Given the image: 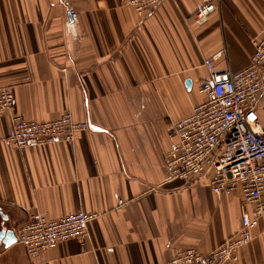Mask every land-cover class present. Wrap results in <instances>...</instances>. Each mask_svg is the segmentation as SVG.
<instances>
[{
	"label": "crops",
	"instance_id": "1",
	"mask_svg": "<svg viewBox=\"0 0 264 264\" xmlns=\"http://www.w3.org/2000/svg\"><path fill=\"white\" fill-rule=\"evenodd\" d=\"M200 5L161 0L140 17L128 0H0V86L15 95L0 114V231L17 234L35 216L100 215L84 239L37 256L0 243V264H168L176 249L207 254L237 232L242 193L217 196L212 169L170 180L163 155L171 125L206 99L205 60L218 54L217 71L250 64L264 0H222L205 26ZM65 112L90 124L74 143L5 139L15 114ZM258 114L264 130V91ZM239 255L237 264H264V220Z\"/></svg>",
	"mask_w": 264,
	"mask_h": 264
},
{
	"label": "built area",
	"instance_id": "2",
	"mask_svg": "<svg viewBox=\"0 0 264 264\" xmlns=\"http://www.w3.org/2000/svg\"><path fill=\"white\" fill-rule=\"evenodd\" d=\"M160 1L128 0V3L143 17ZM221 2L201 0L195 13L196 24L205 26L220 10ZM71 15L76 16V12ZM217 55L205 60L210 78L200 91L206 99L195 105L190 115L171 125L175 140L163 159L170 180H190L212 169L211 190L217 196L240 191L243 197L240 226L233 236L207 254L195 247L176 249L168 264H237L240 250L251 242L254 230L264 220V130L258 114V100L264 91V31L247 67L217 71L214 64ZM14 99L13 87L0 86V114L13 109ZM89 128V122L77 121L70 112L45 121L15 114L5 139L19 148L74 143L78 132ZM99 216L84 210L53 220L35 216L20 226L16 237L29 255L37 256L63 241L84 239L89 223Z\"/></svg>",
	"mask_w": 264,
	"mask_h": 264
},
{
	"label": "water",
	"instance_id": "3",
	"mask_svg": "<svg viewBox=\"0 0 264 264\" xmlns=\"http://www.w3.org/2000/svg\"><path fill=\"white\" fill-rule=\"evenodd\" d=\"M16 241H17V237L13 230L5 228L0 231V243H3L6 246H9L10 244Z\"/></svg>",
	"mask_w": 264,
	"mask_h": 264
}]
</instances>
